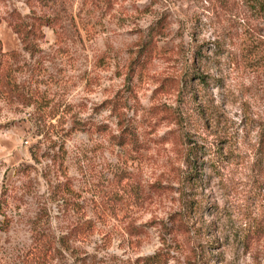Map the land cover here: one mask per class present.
Here are the masks:
<instances>
[{
  "label": "rangeland",
  "instance_id": "rangeland-1",
  "mask_svg": "<svg viewBox=\"0 0 264 264\" xmlns=\"http://www.w3.org/2000/svg\"><path fill=\"white\" fill-rule=\"evenodd\" d=\"M0 227V264H264V0H0Z\"/></svg>",
  "mask_w": 264,
  "mask_h": 264
},
{
  "label": "trees",
  "instance_id": "trees-1",
  "mask_svg": "<svg viewBox=\"0 0 264 264\" xmlns=\"http://www.w3.org/2000/svg\"><path fill=\"white\" fill-rule=\"evenodd\" d=\"M25 26H26V27H25ZM25 26H23V24L20 23V24H19V27H20V28L17 29V32H18V34H21L20 39H21L22 43L24 44V46H25L27 49L32 50V46H33V45H32V43H31L29 37H27V34L32 33L31 31H34V29L36 28V25H35L34 22L31 23V28H30V29L27 28L28 25H25ZM3 73H4V71H3ZM3 76L6 77V80H7V81L10 79V78H9V74H8V72H7V73H4ZM14 88H16V87H14ZM14 88H13V89H14ZM15 90H16V89H15ZM15 90H14V91H15ZM1 226H3V228H2V227H0V228H2V229L4 230L5 225H1ZM155 257H156V256L147 257L145 260H147V261H151V260H153V259L155 260Z\"/></svg>",
  "mask_w": 264,
  "mask_h": 264
}]
</instances>
